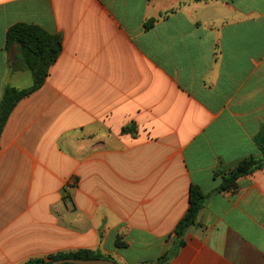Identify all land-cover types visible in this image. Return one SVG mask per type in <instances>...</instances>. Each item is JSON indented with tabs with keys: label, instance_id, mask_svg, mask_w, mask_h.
Instances as JSON below:
<instances>
[{
	"label": "crops",
	"instance_id": "obj_1",
	"mask_svg": "<svg viewBox=\"0 0 264 264\" xmlns=\"http://www.w3.org/2000/svg\"><path fill=\"white\" fill-rule=\"evenodd\" d=\"M21 22L63 51L0 136V264H154L192 186L208 198L169 264H264V169L219 192L261 156L264 0H0V100L33 84L5 47Z\"/></svg>",
	"mask_w": 264,
	"mask_h": 264
},
{
	"label": "trees",
	"instance_id": "obj_2",
	"mask_svg": "<svg viewBox=\"0 0 264 264\" xmlns=\"http://www.w3.org/2000/svg\"><path fill=\"white\" fill-rule=\"evenodd\" d=\"M153 22L151 21V24ZM14 45L19 46V55L12 60L11 71L17 72L22 69L30 71L33 84L31 87L22 90L11 86L4 89L0 100V136L17 104L45 84L51 67L57 62L63 51L61 36L51 34L38 25L22 22L12 25L6 33V49H10ZM254 141L261 152V156H250L241 160L233 171L223 176L219 192L235 190L239 178L264 169V129L255 137ZM220 174L219 171L215 173L216 176ZM207 198L208 196L198 187H191L188 210L174 230L176 236L174 245L160 256L154 264H169L177 255L178 250L185 246V236L191 227L197 225L199 213L203 209ZM116 246L122 248L124 244L118 240ZM64 258L110 259L116 262L111 256L103 255L99 251L79 250L72 253H59L46 259H30L24 264H52L53 261Z\"/></svg>",
	"mask_w": 264,
	"mask_h": 264
},
{
	"label": "water",
	"instance_id": "obj_3",
	"mask_svg": "<svg viewBox=\"0 0 264 264\" xmlns=\"http://www.w3.org/2000/svg\"><path fill=\"white\" fill-rule=\"evenodd\" d=\"M52 264H117V263L110 259L64 258L53 261Z\"/></svg>",
	"mask_w": 264,
	"mask_h": 264
}]
</instances>
